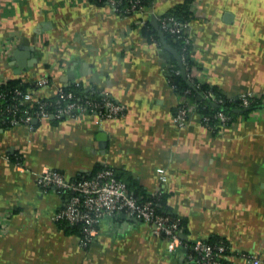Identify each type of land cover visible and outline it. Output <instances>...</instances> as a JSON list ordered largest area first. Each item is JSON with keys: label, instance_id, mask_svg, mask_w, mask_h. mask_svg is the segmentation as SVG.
Masks as SVG:
<instances>
[{"label": "crops", "instance_id": "crops-1", "mask_svg": "<svg viewBox=\"0 0 264 264\" xmlns=\"http://www.w3.org/2000/svg\"><path fill=\"white\" fill-rule=\"evenodd\" d=\"M193 1L198 76L230 96L264 94V0ZM183 2L153 0L142 15L120 16L90 0H0V81L47 77L36 96L98 88L126 106L117 119L0 128V264H179L185 247L169 251L164 236L128 215L106 216L88 246L54 220L64 195L41 188L38 173L51 167L72 178L103 163L141 197L163 191L187 241L223 240L234 264H253L242 252L264 264V109L216 134L196 116L178 127L170 58L144 32Z\"/></svg>", "mask_w": 264, "mask_h": 264}, {"label": "built area", "instance_id": "built-area-1", "mask_svg": "<svg viewBox=\"0 0 264 264\" xmlns=\"http://www.w3.org/2000/svg\"><path fill=\"white\" fill-rule=\"evenodd\" d=\"M147 0H105L115 13L120 16L131 14L142 15L147 8ZM191 10L195 15L194 1ZM192 19H180L175 15H161L158 24L162 30H167L173 36H182L185 45L192 43L190 34ZM156 42L159 46L158 41ZM162 44V43H161ZM164 51V47H161ZM182 58V57H181ZM183 61V59H182ZM184 62V61H183ZM191 75L203 80L198 76L196 67L191 70ZM6 81H0V85ZM50 83L49 78L43 77L36 82L35 88L27 91L17 89L11 99L7 102V93L0 91V114L11 115L9 119L10 127L19 125L34 129V121L49 118H81L88 114H93L99 120L117 119L125 116V104L116 100L110 93L98 88L89 89L83 97L75 95L65 87H58L52 97H41L34 94L39 87ZM230 98L234 96L227 95ZM259 96L250 92L239 95L242 99V108H247L250 104L249 97ZM208 97L213 101L222 102L218 99L214 91H208ZM54 99V100H52ZM180 105L174 115L175 124L180 127L188 126L195 116L196 103L187 96L181 95ZM25 106V109L19 106ZM5 108H4V107ZM219 120V129L223 131L229 127L230 116L221 111L216 116ZM208 120V117L204 118ZM202 118L199 122L211 130L207 121ZM3 122H5L3 120ZM3 123L0 121V128ZM7 157H10L9 155ZM16 166L20 170H25L21 160L15 159ZM88 177L69 178L60 170L51 167H44L37 175L36 181L43 189L53 188L64 195L65 202L54 214L56 222H65L70 225H79L82 236L80 244L88 246L98 236L100 224L108 215L125 213L126 215L145 222L158 236H164L168 242V249L174 252L180 248H186V256L179 264H234L228 258L229 246L223 240L212 242L210 240L197 239L187 241L181 234L182 218L159 210V202L155 199L163 191L153 193L152 198L140 201L138 197L130 193L126 182L116 177L112 166L103 163ZM161 180L167 179L165 169H159ZM241 257L253 264H260V257L256 253H241Z\"/></svg>", "mask_w": 264, "mask_h": 264}, {"label": "trees", "instance_id": "trees-1", "mask_svg": "<svg viewBox=\"0 0 264 264\" xmlns=\"http://www.w3.org/2000/svg\"><path fill=\"white\" fill-rule=\"evenodd\" d=\"M91 2H94L96 4L99 5H107L105 0H90ZM153 0H147L146 2H150ZM193 0H184V2L182 4H177L175 6H173L172 8H170L166 13L162 14V15H175L180 19H192L193 16V12L191 10V5H192ZM159 29L162 30L159 26ZM144 32L147 34V36L151 39V41H158L160 46H162L161 41H160V37L158 34V29L154 28L153 25H151L150 23L145 24L144 26ZM165 34V37L168 41V43L170 45H172L173 47H175L179 54L181 55L182 59H183V64L186 68V72H187V77H183L182 73H181V69L177 63V61L175 60L174 56L168 52L167 50H164L165 53H167V55L170 58L171 61V65L168 69V73H169V81L171 83V85L173 86L175 92L178 95H185L187 96L190 100H193L196 103V111H195V116L198 117V119H203L205 117H208V120H205V123L207 121V124L210 125L211 130L213 133H219L220 129H219V120L216 117L218 112H225L227 115L230 116V121H229V125L231 126L234 122H236L239 117H246L249 116L252 112L257 111V110H261L264 109V94H261L259 96H251L249 97L250 100V104L247 107V109L245 111H243L242 113H237L234 110L238 109V108H242V99L239 97V95L234 96L232 98H230L229 96H227V94H225L222 89L220 87H217L215 85H212L206 81H202L200 82L198 80V78L194 77L191 75V70L194 66H196V63L193 61L192 56H191V50H192V43L188 46L185 45L184 39L182 36H173L170 32H168L167 30H162ZM188 80L191 81V83L193 84V86H190L188 84ZM35 88V84L31 85L29 83L23 82L21 80H8L5 84L0 85V91H3L5 93H7V102L4 103L5 104H10L12 101V97L15 95V91L17 89H21L24 91H27L29 89H33ZM65 89L68 91H72L75 95L77 96H81L83 97L86 93L88 94V92H82L81 90H78L76 87L74 86H65ZM212 90L214 91V93L217 95L218 99H222V102H217V101H213L210 97H208V91ZM54 100V99H52ZM180 101L178 102L176 108H175V112L179 107ZM3 106V107H4ZM20 108L25 109V106H19ZM5 108V107H4ZM7 115L3 117V115L0 114V121L3 123L2 128H7L10 127L9 124V119L11 117V115H9L8 113H6ZM50 120L53 121H57V120H62V119H66V118H49ZM3 120L5 122H3ZM10 157H12L11 155H9ZM101 167V165H97L96 169H99ZM113 168V167H112ZM113 171L116 175L117 178L123 180L122 177L119 176V174H117L116 170L113 168ZM89 175H84V176H77V178H83V177H88ZM124 182H126L125 180H123ZM127 184V182H126ZM128 190L130 191V193H132L133 195H135L136 197H138V199L140 201H145L146 199H150L152 198L154 195L153 194H149L145 197H141L140 194L137 191H134L130 188L129 184H127ZM155 199L158 200L159 202V210L161 212H165V213H170L174 216H179L180 215L174 213L173 211H171L170 209H168L167 207V203H166V198H165V194L162 192L160 193V195H156ZM182 218V228L185 225V221ZM59 225L66 231L69 233H75L77 235L82 236L81 233V227L79 225H70L67 224L65 222H60ZM212 242L215 241H220V240H210Z\"/></svg>", "mask_w": 264, "mask_h": 264}, {"label": "water", "instance_id": "water-1", "mask_svg": "<svg viewBox=\"0 0 264 264\" xmlns=\"http://www.w3.org/2000/svg\"><path fill=\"white\" fill-rule=\"evenodd\" d=\"M155 21V20H154ZM155 27L158 29V34H159V37H160V41L162 43V46L164 47L165 50H167L168 52H170L175 60L177 61L180 69H181V73L183 75V77H187V72H186V68L183 64V61H182V58H181V55L179 54L178 50L173 47L172 45H170L165 37V34L162 30L159 29V24L156 20V22H153ZM17 53V52H16ZM20 54V53H19ZM188 84L190 86H193V84L191 83V81L188 80ZM247 108H238V109H235L234 111L237 112V113H242L243 111H245ZM119 216H125L126 214L125 213H118Z\"/></svg>", "mask_w": 264, "mask_h": 264}]
</instances>
